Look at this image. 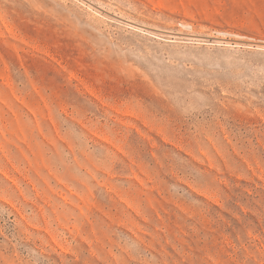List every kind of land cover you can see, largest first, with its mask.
I'll list each match as a JSON object with an SVG mask.
<instances>
[{
    "label": "rangeland",
    "instance_id": "rangeland-1",
    "mask_svg": "<svg viewBox=\"0 0 264 264\" xmlns=\"http://www.w3.org/2000/svg\"><path fill=\"white\" fill-rule=\"evenodd\" d=\"M0 264H264V0H0Z\"/></svg>",
    "mask_w": 264,
    "mask_h": 264
}]
</instances>
